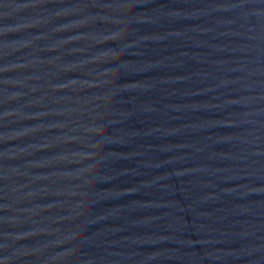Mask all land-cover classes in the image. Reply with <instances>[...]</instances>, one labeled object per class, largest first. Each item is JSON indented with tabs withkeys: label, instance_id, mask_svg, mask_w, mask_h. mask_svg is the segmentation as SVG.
I'll return each instance as SVG.
<instances>
[{
	"label": "water",
	"instance_id": "1",
	"mask_svg": "<svg viewBox=\"0 0 264 264\" xmlns=\"http://www.w3.org/2000/svg\"><path fill=\"white\" fill-rule=\"evenodd\" d=\"M0 264H264V0H0Z\"/></svg>",
	"mask_w": 264,
	"mask_h": 264
}]
</instances>
